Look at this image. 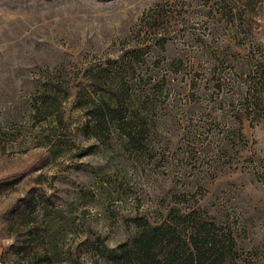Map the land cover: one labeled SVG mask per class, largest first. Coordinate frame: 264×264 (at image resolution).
<instances>
[{"label": "rangeland", "instance_id": "obj_1", "mask_svg": "<svg viewBox=\"0 0 264 264\" xmlns=\"http://www.w3.org/2000/svg\"><path fill=\"white\" fill-rule=\"evenodd\" d=\"M218 2L228 9L226 0H0V264H112L111 250L172 206L235 224L243 260L223 264H264V113L243 118L246 143L221 140L242 107L264 109V87L247 91L253 78L239 69L250 44L264 47V9L250 39ZM135 49L136 83L115 91L123 118L146 124L140 145L119 118L101 132L100 114L86 113L109 90L77 100L61 90V123L34 111L50 92L41 83L65 88L88 65ZM30 197L44 203L32 220L13 215Z\"/></svg>", "mask_w": 264, "mask_h": 264}, {"label": "trees", "instance_id": "obj_2", "mask_svg": "<svg viewBox=\"0 0 264 264\" xmlns=\"http://www.w3.org/2000/svg\"><path fill=\"white\" fill-rule=\"evenodd\" d=\"M226 1L227 10L222 3L218 2L220 3L219 6L224 9V14L228 16L232 23L237 21V27H240V30L242 29L244 36L251 33L249 36L251 39L253 35L252 27L254 28L259 12L264 9V0ZM250 46L246 49V63L249 66L245 67L244 64L239 67L242 74L248 75L250 79L253 78L250 80L252 83L248 85L247 91L250 90V87L254 90L256 84L264 87V47L258 43L250 44ZM255 49L258 57L254 53ZM136 53V49L129 55L124 53L118 59H108L104 65L101 63L90 64L85 67L80 80L72 84H66L65 88H62L59 81L49 80L41 83L37 89L50 90V92L45 98L35 100V104H37L34 111L43 108L47 115L52 116L61 123L65 114L62 103L66 99L60 95L61 90H65L68 96H71L73 90H75L76 100L79 99L78 93L80 90H89L92 94L98 93L99 90H109L105 97L100 98L101 95L99 96L101 100L97 104L93 96L89 94V99L92 97L93 100L92 104L88 105L89 107L87 106L86 113L90 116L100 114L103 121L100 123V127L97 128L96 125V128L101 132L109 128L108 120L113 122L115 118H119L122 120L120 129L123 131L124 137L132 144L140 145L147 138L146 124L145 122L123 118L122 113L127 108V103L115 91L132 90V86L135 85L136 82L133 80L136 78L129 79V72L135 69L134 57L137 58ZM141 79L143 80V78H140L138 81ZM216 81L219 90L221 88L220 78ZM147 86L146 81L142 89ZM259 107L244 106L237 112V119L227 127L221 138L227 149L232 145L230 143L235 142V139L246 143L242 131L243 118L252 117L257 120L264 113L263 108L256 109ZM107 115H109L108 119L105 118ZM55 147L53 148L54 151H56ZM174 201H180V199ZM20 206L14 208V211H17H12L14 212L13 215L20 213L22 219L24 217V220H32V215L37 211V207H43L44 203L31 198ZM8 219L12 221L16 218L9 217ZM30 227L34 228V226ZM31 228L26 226L22 230L26 233L24 234L26 243L23 245L30 244V238L27 235L32 233ZM111 254L113 255L112 264H223L229 258L243 260L239 258L235 224L228 219L224 222H217L207 216V213H203L199 206L184 211L174 206L170 207L159 222L149 223L145 221L143 227L135 232L129 243L120 244L117 249L111 250Z\"/></svg>", "mask_w": 264, "mask_h": 264}]
</instances>
